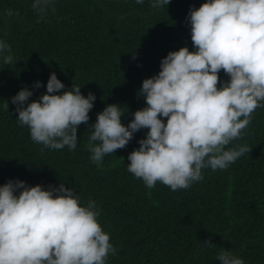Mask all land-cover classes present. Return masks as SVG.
<instances>
[{
    "label": "trees",
    "instance_id": "16d2710c",
    "mask_svg": "<svg viewBox=\"0 0 264 264\" xmlns=\"http://www.w3.org/2000/svg\"><path fill=\"white\" fill-rule=\"evenodd\" d=\"M204 2L170 0L153 8L149 0H55L54 10L38 21L31 0H0V39L13 57L0 63V185L16 179L29 187L63 183L81 204L94 201L98 223L116 249L106 264H219L220 249L245 264H264V107L227 146L246 144L250 151L225 169L203 168L202 179L187 189L172 191L159 181L148 188L127 171V156L146 128L99 163L90 159L96 114L120 105L126 126L146 106L138 95L142 81L158 73L169 51H193L186 17ZM9 9L16 15L7 16ZM50 73L64 84L61 92L75 85L95 96L87 124L77 126L74 150L35 143L16 121V106L4 107L24 87L33 91L27 102L38 100ZM218 78L217 87L228 80L223 70ZM35 81L40 88H31Z\"/></svg>",
    "mask_w": 264,
    "mask_h": 264
},
{
    "label": "clouds",
    "instance_id": "9594fccd",
    "mask_svg": "<svg viewBox=\"0 0 264 264\" xmlns=\"http://www.w3.org/2000/svg\"><path fill=\"white\" fill-rule=\"evenodd\" d=\"M151 7L170 0H149ZM136 4L144 0H135ZM55 0H31L37 20L54 10ZM7 16L16 15L10 9ZM193 51L180 47L159 62L156 75L138 90L146 106L132 113L125 126L120 105L108 104L96 114L88 144L93 163L124 148L138 130L147 129L127 160V171L146 187L157 181L172 191L202 179L203 168L225 169L248 153L240 139L258 107H264V0H205L186 17ZM13 62L10 45L0 39V63ZM228 76L218 84V73ZM38 100L21 88L10 101L16 121L27 126L32 141L48 149L77 146V126L87 124L95 96L78 86L65 88L50 73ZM41 87L35 81L32 89ZM59 93V94H56ZM27 102V103H26ZM26 104V106H25ZM166 118V120H164ZM99 209L63 183L27 186L21 180L0 185V264H106L116 249L98 223ZM207 247H215L205 241ZM219 264H245L220 249Z\"/></svg>",
    "mask_w": 264,
    "mask_h": 264
}]
</instances>
